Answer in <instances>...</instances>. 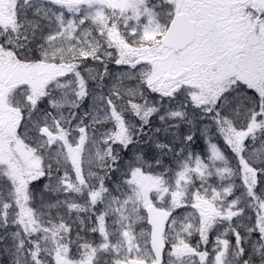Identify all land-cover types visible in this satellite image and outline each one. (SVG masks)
Masks as SVG:
<instances>
[{"label": "snow or ice", "instance_id": "obj_1", "mask_svg": "<svg viewBox=\"0 0 264 264\" xmlns=\"http://www.w3.org/2000/svg\"><path fill=\"white\" fill-rule=\"evenodd\" d=\"M0 264H264V0H0Z\"/></svg>", "mask_w": 264, "mask_h": 264}, {"label": "trees", "instance_id": "obj_2", "mask_svg": "<svg viewBox=\"0 0 264 264\" xmlns=\"http://www.w3.org/2000/svg\"><path fill=\"white\" fill-rule=\"evenodd\" d=\"M196 150H199L198 148Z\"/></svg>", "mask_w": 264, "mask_h": 264}]
</instances>
